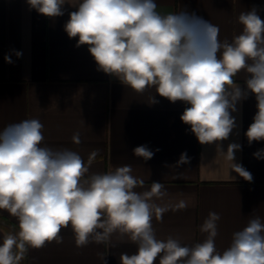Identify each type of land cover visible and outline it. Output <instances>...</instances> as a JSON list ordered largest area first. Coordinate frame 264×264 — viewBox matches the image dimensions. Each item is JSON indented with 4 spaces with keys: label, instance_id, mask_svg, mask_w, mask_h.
<instances>
[{
    "label": "clouds",
    "instance_id": "clouds-1",
    "mask_svg": "<svg viewBox=\"0 0 264 264\" xmlns=\"http://www.w3.org/2000/svg\"><path fill=\"white\" fill-rule=\"evenodd\" d=\"M26 2L48 18L64 15L66 4L74 8L64 31L77 39L76 47L87 46L98 71L138 94L154 89L149 104L157 103L156 95L186 104L180 119L198 142L217 144L231 162V172L253 181L251 172L234 162L241 145L230 143L224 151L220 142L237 127L232 113L250 93L257 111L245 136L249 145L264 141V20L255 6L239 14L242 31L229 42L219 39V26L186 9L159 12L156 0ZM4 59L12 63L10 56ZM241 72L246 73L243 88L235 79ZM43 128L32 118L0 129V210L15 217L19 229L3 237L0 264H19L29 249L62 243L61 230L69 226L78 248L111 244L113 237L134 244L135 253H121L120 264H264V222L259 216L234 232L223 251L215 244L221 218L216 212H209L200 227L207 234L202 242L190 247L171 235L158 239L153 219L162 221L169 210L187 208V200L157 203L168 196L161 182L137 191L144 181L132 174L131 165L89 175L99 150L85 163L70 149L42 146ZM73 142H81L79 134ZM132 151L145 161L154 156L146 145ZM253 155L264 158V149ZM189 160L182 153L177 166Z\"/></svg>",
    "mask_w": 264,
    "mask_h": 264
},
{
    "label": "crops",
    "instance_id": "crops-1",
    "mask_svg": "<svg viewBox=\"0 0 264 264\" xmlns=\"http://www.w3.org/2000/svg\"><path fill=\"white\" fill-rule=\"evenodd\" d=\"M161 13L186 9L219 26V39L232 41L240 34L241 12L258 9L264 20V0H156ZM48 18L30 9L26 0H0V129L10 123L36 118L44 125L42 146L54 150L70 149L87 163L89 154L99 150L89 175L105 173L118 166L131 165L132 174L144 181L161 182L168 196L161 204L175 205L187 200L188 207L169 210L162 221L153 219L158 239L173 236L182 245L193 246L207 234L200 231L209 212L220 215L215 244L227 248L232 234L242 230L249 219L259 216L264 222V158L253 153L264 149V141L249 145L245 132L257 111L253 94L237 105V127L220 142L224 151L230 143L241 145L235 163L251 172L247 182L231 172V162L217 151V144L201 145L180 116L186 104L172 103L158 95L149 104L154 89L134 92L117 79L97 70L86 45L76 47L64 31L68 13ZM21 55L17 57L16 53ZM5 55L12 63L5 62ZM246 73L235 78L243 88ZM79 134L80 143L73 142ZM146 145L154 152L150 160L134 157L133 149ZM158 149V151H157ZM189 163L177 166L182 153ZM231 176H235L233 180ZM18 222L0 210V243L7 234L18 232ZM62 243H47L29 249L19 264H120L121 253L134 254L136 246L113 237L111 244L90 243L78 248L71 227L60 233ZM158 264V261L156 262Z\"/></svg>",
    "mask_w": 264,
    "mask_h": 264
}]
</instances>
